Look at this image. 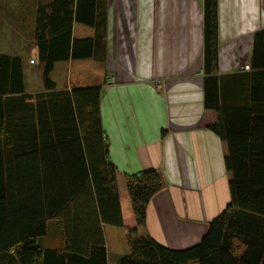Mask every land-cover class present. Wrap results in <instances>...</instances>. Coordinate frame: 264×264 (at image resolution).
I'll return each instance as SVG.
<instances>
[{
  "label": "crops",
  "instance_id": "1",
  "mask_svg": "<svg viewBox=\"0 0 264 264\" xmlns=\"http://www.w3.org/2000/svg\"><path fill=\"white\" fill-rule=\"evenodd\" d=\"M52 1L6 0L0 9L5 8L13 20L22 17L35 25L37 10ZM205 3L98 0L99 29L94 28L91 36L97 39L96 52L102 51L103 81L92 86L102 87V126L109 161L117 169L118 188L124 192L127 177L146 171L156 170L162 176L163 187L148 204L147 225L140 234L172 250L198 244L209 223L231 201L225 159L229 146L210 129L219 121L218 110L264 112V0L217 1V61L207 58ZM78 26L89 27L74 23V38ZM84 38L90 37L76 39ZM12 56L23 60L25 95L46 92L43 70L38 73L21 55ZM75 61L55 65L51 79L58 90L79 87L61 88L53 79L58 65ZM12 98L4 97L9 101L3 107L4 124L15 112L22 117L35 102ZM231 121L238 129L253 124L241 116ZM12 136L4 126L0 166H4L7 184L24 179L25 168L31 166L23 141L15 143ZM16 148L22 149L20 154ZM13 184L7 190L9 219L19 215L17 210L24 202L23 196H13L20 193V185ZM129 205L122 203L123 213L125 208L129 213ZM109 227L103 225L106 241L112 231ZM40 241L44 247L62 250V221L49 219L47 234ZM107 253L109 264L108 247Z\"/></svg>",
  "mask_w": 264,
  "mask_h": 264
},
{
  "label": "trees",
  "instance_id": "2",
  "mask_svg": "<svg viewBox=\"0 0 264 264\" xmlns=\"http://www.w3.org/2000/svg\"><path fill=\"white\" fill-rule=\"evenodd\" d=\"M217 1L205 3L207 58L214 61ZM97 4L98 0H53L37 10L34 37L46 92L25 95L22 58L0 55V132L6 126L15 143L23 141L31 164L24 179L8 183L19 184L20 193L13 196L24 199L19 215L10 219L9 189L0 166V264H108L103 225L127 230L131 250L119 264H264V112L218 110L219 121L210 129L229 146L225 159L231 201L198 244L172 250L140 234L147 225L148 204L163 187L162 176L150 170L127 177L126 190L120 192L102 126V87L58 90L51 79L57 63L94 57L97 39L74 38V23L99 29ZM10 96L35 102L22 117L15 112L4 124L3 107L9 102L4 97ZM238 116L253 124L233 127L231 120ZM124 201L131 204L128 214L122 210ZM54 218L63 223L62 250L40 241Z\"/></svg>",
  "mask_w": 264,
  "mask_h": 264
},
{
  "label": "rangeland",
  "instance_id": "3",
  "mask_svg": "<svg viewBox=\"0 0 264 264\" xmlns=\"http://www.w3.org/2000/svg\"><path fill=\"white\" fill-rule=\"evenodd\" d=\"M0 4H7V2L1 0ZM21 18H19L20 20H13L5 8L0 9V53L21 55L29 64L28 67L39 73L43 67L35 46L36 24L31 25L30 21ZM94 32V28L78 26L75 29V37H91ZM101 54L102 51L97 49L92 58L58 65L53 74V79L59 83L61 88H65L67 85L86 87L100 84L103 81ZM30 60L36 64H30ZM129 206L131 209V204ZM125 210L124 213L127 214L128 208ZM109 228L112 230L108 232L106 241L109 250V264H119L122 253H129L131 250L127 241V230L113 226Z\"/></svg>",
  "mask_w": 264,
  "mask_h": 264
},
{
  "label": "built area",
  "instance_id": "4",
  "mask_svg": "<svg viewBox=\"0 0 264 264\" xmlns=\"http://www.w3.org/2000/svg\"><path fill=\"white\" fill-rule=\"evenodd\" d=\"M33 62V61H32ZM250 67V64H247L246 66H245V68L246 69H248Z\"/></svg>",
  "mask_w": 264,
  "mask_h": 264
}]
</instances>
